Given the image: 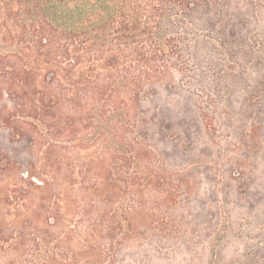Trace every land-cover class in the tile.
<instances>
[{
	"label": "rangeland",
	"instance_id": "obj_1",
	"mask_svg": "<svg viewBox=\"0 0 264 264\" xmlns=\"http://www.w3.org/2000/svg\"><path fill=\"white\" fill-rule=\"evenodd\" d=\"M238 9L231 21L239 19ZM248 12L245 44L229 51L220 41L213 59L192 71L189 91L175 93L166 89L167 78L154 79L157 91L140 109L129 104L112 110L98 102L64 114L63 121L75 119L69 125L77 129L73 134L56 119L35 118L55 62L5 59L33 46L35 35L14 39L0 27V264H41L50 251L67 255L61 238L68 226L80 236L89 222L138 224L143 208L156 214L164 234L180 213L189 235L191 213L200 214L201 225L221 205L230 211L222 214L226 221L264 236V112L252 104L262 101V0H253ZM209 49L198 44L197 59ZM23 67L33 72L13 73ZM49 145H56L52 158L43 161ZM28 170L43 183L28 186L23 175ZM56 214L61 223L53 225ZM138 243L130 236L125 246ZM72 245L79 247V240ZM232 247L242 249L237 242Z\"/></svg>",
	"mask_w": 264,
	"mask_h": 264
},
{
	"label": "trees",
	"instance_id": "obj_2",
	"mask_svg": "<svg viewBox=\"0 0 264 264\" xmlns=\"http://www.w3.org/2000/svg\"><path fill=\"white\" fill-rule=\"evenodd\" d=\"M236 1L0 0V27H5L14 39L19 34L30 40V36L26 37L27 32L35 35L33 46H28L26 51H12L4 58L17 62L25 58L55 62V67L49 68L51 74L43 87L42 105L40 109L38 106L35 118L43 122L56 119L58 127H65L67 133L73 134L77 129H71L69 125L75 119L62 120L63 115L72 110H83L96 106L98 102L112 107V110L127 108L129 104L140 109L142 101L157 91L151 83L157 78H167L166 89L175 93L193 88L192 71L200 72L213 59V48L220 41L225 47L229 46V51L247 41L243 30L253 0H242L238 7L233 4ZM232 7L240 8L236 10L239 19L234 21H231ZM262 19L264 23V0ZM215 32L221 37L214 35ZM203 43L210 49L203 51L202 58L197 59V46ZM263 64L264 54L262 67ZM47 68L44 66L43 70ZM169 71L173 73L171 77L167 75ZM32 72L33 67H23L13 73L20 76ZM176 77H181L178 83ZM52 81L54 86L51 87ZM31 95L29 92V98ZM252 104L255 108L262 106L264 112V76L262 101ZM55 147L49 145L43 161L52 158ZM23 175L28 186H38L44 181L31 176L29 170ZM30 176L38 180L32 181ZM214 193L218 197L219 193ZM170 198L175 199L174 195ZM254 206L249 204L247 208ZM228 212L229 208L216 205L209 213L213 217L201 225H197L200 214L191 213L189 235L184 231L188 222L179 212L169 222L171 233L164 234L160 219L146 208L140 210L144 220L138 224L130 219L125 222L114 219L89 222L85 233L80 236L74 234L78 228L68 226L61 240L71 256L67 258L69 253L50 251L40 262L264 264V236H255L259 232H254L253 228L247 230L240 224L237 226L235 221H226L222 214ZM227 216L228 219L231 217ZM53 220V225L61 223L57 214ZM259 224L262 230V223ZM106 230L108 236L105 238L102 233ZM130 236L136 237L139 243L128 248L125 245ZM43 238L45 242L46 237ZM73 239L79 240V247L74 249ZM236 242L242 249H233Z\"/></svg>",
	"mask_w": 264,
	"mask_h": 264
}]
</instances>
